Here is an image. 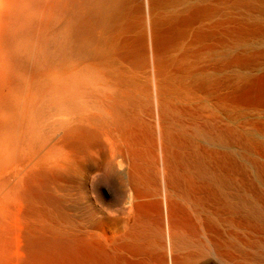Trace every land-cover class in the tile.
Segmentation results:
<instances>
[{"label": "bare ground", "instance_id": "1", "mask_svg": "<svg viewBox=\"0 0 264 264\" xmlns=\"http://www.w3.org/2000/svg\"><path fill=\"white\" fill-rule=\"evenodd\" d=\"M0 264H264V0H0Z\"/></svg>", "mask_w": 264, "mask_h": 264}]
</instances>
